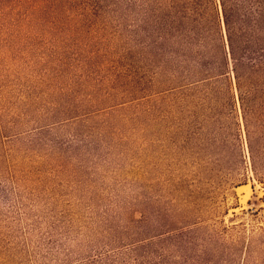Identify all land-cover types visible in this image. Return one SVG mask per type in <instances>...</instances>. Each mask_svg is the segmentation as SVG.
Returning a JSON list of instances; mask_svg holds the SVG:
<instances>
[{
    "label": "rangeland",
    "instance_id": "374dc122",
    "mask_svg": "<svg viewBox=\"0 0 264 264\" xmlns=\"http://www.w3.org/2000/svg\"><path fill=\"white\" fill-rule=\"evenodd\" d=\"M104 18L56 44L63 62L0 43V264H189L174 230L264 233L241 111L225 149L212 125L185 138L150 81L136 16Z\"/></svg>",
    "mask_w": 264,
    "mask_h": 264
},
{
    "label": "trees",
    "instance_id": "16d2710c",
    "mask_svg": "<svg viewBox=\"0 0 264 264\" xmlns=\"http://www.w3.org/2000/svg\"><path fill=\"white\" fill-rule=\"evenodd\" d=\"M121 10L136 16L150 81L185 138L212 125L225 149L240 140L241 111L253 170L264 179V0H0V43L15 56L42 48L63 62L56 44L67 47L77 28H107L105 13ZM202 228L196 221L169 236L189 264H264V233L226 240Z\"/></svg>",
    "mask_w": 264,
    "mask_h": 264
}]
</instances>
